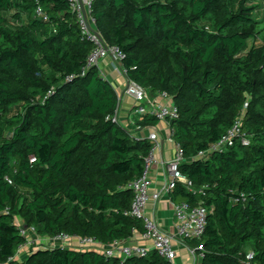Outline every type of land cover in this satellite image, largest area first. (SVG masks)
<instances>
[{
	"label": "trees",
	"instance_id": "obj_1",
	"mask_svg": "<svg viewBox=\"0 0 264 264\" xmlns=\"http://www.w3.org/2000/svg\"><path fill=\"white\" fill-rule=\"evenodd\" d=\"M261 8L264 0L92 2L95 28L125 53L127 78L169 94L179 110L171 128L193 190L179 184L171 196L210 208L203 237L188 241L203 246L201 264H247V246L264 264ZM94 47L70 0H0V264H171L156 252L121 263L62 246L15 257L24 225L40 237L65 232L103 244L144 231L125 214L134 198L127 185L154 144L112 119L120 96L99 66L81 75ZM241 116L250 144L199 158Z\"/></svg>",
	"mask_w": 264,
	"mask_h": 264
},
{
	"label": "built area",
	"instance_id": "obj_2",
	"mask_svg": "<svg viewBox=\"0 0 264 264\" xmlns=\"http://www.w3.org/2000/svg\"><path fill=\"white\" fill-rule=\"evenodd\" d=\"M74 11L78 12L79 21L83 29V34L94 42L95 47L87 58V65L83 69L81 75L94 66H99L101 62L107 57L112 58V65L115 70L119 71L126 78L127 70L122 67V60L125 58V53L117 46H109L101 40L96 32L89 29L87 20L85 19L79 0H70ZM93 0H84L86 12L88 15V22L94 30L95 20L91 15V7ZM39 16H44L45 12L41 6H38L37 12ZM99 33V32H98ZM71 76L68 80H70ZM127 86L125 93L132 96L136 105L131 110L132 117L154 116L159 120H167L170 122L171 137L173 139V129L171 128V121L179 117V110L174 105L173 99L167 93H158L165 101L155 99L147 89L140 86L136 82L130 81L127 78ZM49 91L48 95H51ZM167 100V101H166ZM114 121L121 123L118 117V111L112 116ZM122 124V123H121ZM140 127V126H138ZM135 138H147L153 142L154 146L149 155L145 158L144 168L141 175L130 182L127 187L134 193L133 202L130 210L125 214L137 217L142 220L144 231L141 233V239L147 243L143 245L130 244L128 241L115 240L110 244H103L93 237H82L72 235L69 233H59L50 238L52 244H61L62 247L73 248L76 250H96L105 254L108 258H118L121 263L135 257H145L151 252H156L161 257L168 260L171 264H179L178 248L175 241L183 242L192 256V264H201L203 258V246L190 247L189 240L201 239L206 231L207 220L210 213L208 208L203 203L194 205L188 201L178 202L174 204V217L176 234L172 235L165 232L159 222L147 214V208L150 200L158 201L164 195H171L179 184L185 185L188 189L193 190L192 181L187 178L180 170L181 163L185 160V152L180 144H177L175 155L172 159L165 161L164 167L166 170L165 183L159 187L154 188V183L151 176L152 165L157 161L155 150L160 146L159 136L156 132H150L147 137H139L133 134ZM171 140V139H170ZM250 136L243 130L242 116L239 117L235 123L230 127L226 133L206 151H201L199 158H207L211 152L223 151L228 147L234 146L237 142L243 145L250 144ZM35 157L31 158L34 162ZM11 182L10 179H8ZM202 192V190H200ZM21 234L26 237V242L21 245L15 257L23 260L28 249L35 246L45 247L46 245L38 243V240L33 237L36 234L34 228H21ZM38 236V235H37ZM75 242V243H74ZM255 252L248 250L246 252L245 260L247 264H258L255 261ZM13 257L10 258V261Z\"/></svg>",
	"mask_w": 264,
	"mask_h": 264
},
{
	"label": "crops",
	"instance_id": "obj_3",
	"mask_svg": "<svg viewBox=\"0 0 264 264\" xmlns=\"http://www.w3.org/2000/svg\"><path fill=\"white\" fill-rule=\"evenodd\" d=\"M100 69L103 76L113 83L120 96L118 117L122 125L134 135L139 137H147L150 132H156L158 134L160 146L155 150L157 161L152 165L151 176L154 183V188L161 187L165 183L164 181L166 178V170L163 163L174 157L177 148V143L171 137L170 122L167 120H160V123L154 127H138L139 125L137 124V121L139 118L132 117L131 114V110L136 105V101L132 96L125 93V88L128 82L127 78L119 71L114 69L111 57H107L101 62ZM152 96L157 100L165 101L164 98L158 94H153ZM178 202L182 201L173 199L171 195H164L158 201L150 200L147 208V214L155 218L165 232L172 235L176 234V228L174 224V204H177ZM33 237L38 240V243L44 244L46 246H62L58 243L52 244L50 242V238L48 237H40L37 236V234H34ZM128 242L130 244L147 245V243L141 239V233L139 232H136L134 236L128 240ZM175 244L178 248V263L192 264L191 253L188 251L184 243L175 241Z\"/></svg>",
	"mask_w": 264,
	"mask_h": 264
},
{
	"label": "water",
	"instance_id": "obj_4",
	"mask_svg": "<svg viewBox=\"0 0 264 264\" xmlns=\"http://www.w3.org/2000/svg\"><path fill=\"white\" fill-rule=\"evenodd\" d=\"M79 3H80V6H81L82 13H83L85 19L87 20V25H88L89 29L91 31H93V32H96L99 35V37L101 38V40L103 42H105L104 39H103V37L96 30H94L92 28V26L90 25V23L88 22V15H87V12H86L84 0H79ZM174 105H176V104L174 103ZM23 227H24V229H28V226L27 225H24Z\"/></svg>",
	"mask_w": 264,
	"mask_h": 264
},
{
	"label": "rangeland",
	"instance_id": "obj_5",
	"mask_svg": "<svg viewBox=\"0 0 264 264\" xmlns=\"http://www.w3.org/2000/svg\"><path fill=\"white\" fill-rule=\"evenodd\" d=\"M262 10H264V9H262V8L259 9V10L257 11V14H258L259 12H261ZM261 15H262V13H261L260 15L258 14V16H261ZM260 26H261V25H260ZM250 248H251V247L247 246V250H250Z\"/></svg>",
	"mask_w": 264,
	"mask_h": 264
}]
</instances>
